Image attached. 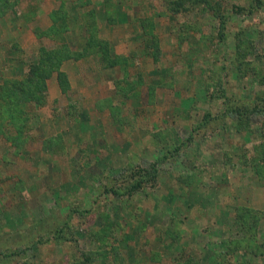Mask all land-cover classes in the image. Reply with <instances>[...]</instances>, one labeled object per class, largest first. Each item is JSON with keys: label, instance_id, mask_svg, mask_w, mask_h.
Returning <instances> with one entry per match:
<instances>
[{"label": "rangeland", "instance_id": "rangeland-1", "mask_svg": "<svg viewBox=\"0 0 264 264\" xmlns=\"http://www.w3.org/2000/svg\"><path fill=\"white\" fill-rule=\"evenodd\" d=\"M0 264H264V0H0Z\"/></svg>", "mask_w": 264, "mask_h": 264}, {"label": "trees", "instance_id": "trees-1", "mask_svg": "<svg viewBox=\"0 0 264 264\" xmlns=\"http://www.w3.org/2000/svg\"><path fill=\"white\" fill-rule=\"evenodd\" d=\"M52 31V29H51ZM53 31H55V28L53 26ZM45 64L47 65V61L45 60H42V58L40 60H38V62L34 63L29 71V76H28V79H27V83H26V90H27V95L28 96H31V93L30 91H32V89L36 86V83L38 81H43V76L47 75L48 74V70L47 68H44L42 64ZM47 63V64H46ZM59 67V66H58ZM57 68V66H56ZM49 77V75H48ZM25 95V96H27ZM31 99V97H27V100L29 101ZM134 176H135V173H133Z\"/></svg>", "mask_w": 264, "mask_h": 264}]
</instances>
